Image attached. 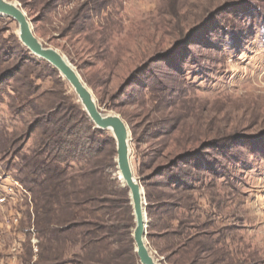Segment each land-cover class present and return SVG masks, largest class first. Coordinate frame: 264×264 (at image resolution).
Instances as JSON below:
<instances>
[{
    "label": "rangeland",
    "instance_id": "obj_1",
    "mask_svg": "<svg viewBox=\"0 0 264 264\" xmlns=\"http://www.w3.org/2000/svg\"><path fill=\"white\" fill-rule=\"evenodd\" d=\"M13 1L99 107L129 126L133 171L151 201L147 244L159 262L264 264V0ZM72 106L86 114L67 80L21 42L18 23L0 15V264H97L103 251L41 236L21 182L20 155L40 141L30 127ZM105 146L90 165L109 180L102 194L129 201L116 215L119 244L104 254L107 264H130L132 206L115 142ZM83 230L71 238L81 241Z\"/></svg>",
    "mask_w": 264,
    "mask_h": 264
},
{
    "label": "trees",
    "instance_id": "obj_2",
    "mask_svg": "<svg viewBox=\"0 0 264 264\" xmlns=\"http://www.w3.org/2000/svg\"><path fill=\"white\" fill-rule=\"evenodd\" d=\"M59 115L60 110H54L30 127V134L40 131V141L32 153L20 155L21 182L32 194L41 236L56 244L82 245V250L89 253L101 249L102 252L97 251L96 263L107 264L109 261L104 253L119 244L114 235L123 228L116 215L121 210V203L129 200L118 198L115 192L103 195L101 185L109 180L104 176L96 178L99 169L90 165L101 155L106 144L114 147V140L111 136L102 138L104 132L95 128L82 110L77 111L72 106L70 113ZM47 125L49 128H43ZM110 183L117 186L115 180ZM149 205L147 211L150 214ZM108 217L113 219L108 220ZM80 227L86 228L82 240L72 239L70 233ZM94 229L96 232H91ZM97 233L104 236L94 235ZM108 239L114 241L107 243ZM119 241L118 247H124L122 240ZM131 242L130 264H138L132 238L130 246ZM40 246V259L48 261V248L44 244ZM118 253L119 256L127 255L126 250Z\"/></svg>",
    "mask_w": 264,
    "mask_h": 264
},
{
    "label": "water",
    "instance_id": "obj_3",
    "mask_svg": "<svg viewBox=\"0 0 264 264\" xmlns=\"http://www.w3.org/2000/svg\"><path fill=\"white\" fill-rule=\"evenodd\" d=\"M0 15L15 20L19 25V38L30 53L46 61L67 80L94 127L113 134L119 181L129 192L135 221L132 236L136 255L140 264H161L147 244L148 202L145 189L133 171L129 126L119 114L105 112L99 107L93 91L79 71L58 49L46 45L35 35L31 20L18 3L13 0H0Z\"/></svg>",
    "mask_w": 264,
    "mask_h": 264
},
{
    "label": "crops",
    "instance_id": "obj_4",
    "mask_svg": "<svg viewBox=\"0 0 264 264\" xmlns=\"http://www.w3.org/2000/svg\"><path fill=\"white\" fill-rule=\"evenodd\" d=\"M174 239L177 237L176 235L175 236H172ZM170 238H171V236L169 235V234H164L163 235V240H164V242L165 243H169L170 242ZM177 239V238H176ZM180 242L182 243V244H184L183 245V248H186L187 246H188V243H186L187 242V239L185 240V241H183V240H180ZM178 254H180V251L178 250Z\"/></svg>",
    "mask_w": 264,
    "mask_h": 264
}]
</instances>
